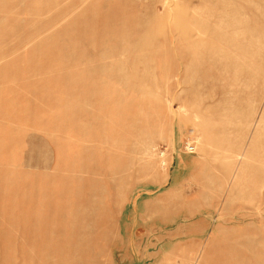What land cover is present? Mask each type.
Instances as JSON below:
<instances>
[{
	"label": "rangeland",
	"instance_id": "1",
	"mask_svg": "<svg viewBox=\"0 0 264 264\" xmlns=\"http://www.w3.org/2000/svg\"><path fill=\"white\" fill-rule=\"evenodd\" d=\"M0 264H264V0H0Z\"/></svg>",
	"mask_w": 264,
	"mask_h": 264
},
{
	"label": "built area",
	"instance_id": "2",
	"mask_svg": "<svg viewBox=\"0 0 264 264\" xmlns=\"http://www.w3.org/2000/svg\"><path fill=\"white\" fill-rule=\"evenodd\" d=\"M186 150H187L188 153L193 154L195 152V150H196L195 145H193V143H188L186 145Z\"/></svg>",
	"mask_w": 264,
	"mask_h": 264
}]
</instances>
